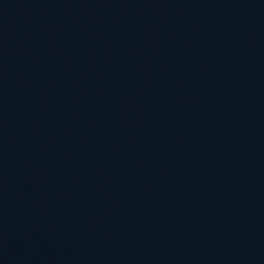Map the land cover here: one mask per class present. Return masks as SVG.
<instances>
[{"label":"water","instance_id":"water-1","mask_svg":"<svg viewBox=\"0 0 264 264\" xmlns=\"http://www.w3.org/2000/svg\"><path fill=\"white\" fill-rule=\"evenodd\" d=\"M0 264H264V0H0Z\"/></svg>","mask_w":264,"mask_h":264}]
</instances>
